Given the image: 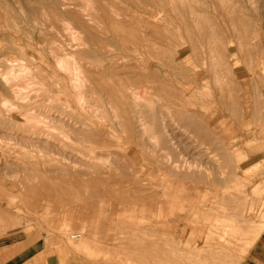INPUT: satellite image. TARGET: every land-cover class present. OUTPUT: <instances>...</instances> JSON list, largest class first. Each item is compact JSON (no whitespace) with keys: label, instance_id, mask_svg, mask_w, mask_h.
<instances>
[{"label":"rangeland","instance_id":"374dc122","mask_svg":"<svg viewBox=\"0 0 264 264\" xmlns=\"http://www.w3.org/2000/svg\"><path fill=\"white\" fill-rule=\"evenodd\" d=\"M71 56L83 66L79 84L58 65ZM249 70L264 90V0H0V254L59 256L87 227L93 248L68 251L93 264H237L243 244L255 243L242 264L264 236V91H246ZM143 164L205 182L215 205L204 239L162 230L152 189L127 182ZM235 199L254 205L240 215Z\"/></svg>","mask_w":264,"mask_h":264},{"label":"crops","instance_id":"0c3cea01","mask_svg":"<svg viewBox=\"0 0 264 264\" xmlns=\"http://www.w3.org/2000/svg\"><path fill=\"white\" fill-rule=\"evenodd\" d=\"M171 152L172 154L170 152H167L169 155V156L168 155L166 156L167 158L168 157L169 158L170 157L171 158L180 157V156H177V153H174L173 151ZM129 159L135 160L136 159L135 154L132 153ZM216 170H218V168ZM213 171L215 172V167H213ZM175 173L176 172H174L173 167L171 165L169 166L168 164H166L164 167L157 166V165L147 166L145 164H143L142 166L136 165V172L134 173L135 176L132 178L131 177L128 178L127 182L132 181L131 184L140 190L142 189L144 190L143 187L152 189L151 196L152 198L155 199L159 207V209L157 210L159 219H161L162 214H164V217L166 218L168 222L167 224L163 226L162 228L163 231L173 235L176 238H185L187 236L197 235V237L204 239L205 235L204 234L202 235L199 232V230L204 231L206 216H207V213L209 212L208 209L213 208L212 205L213 206L215 205L214 202L213 204L210 203L211 202L210 199L205 201L203 198V196H205V192H209L210 190L206 189L205 182L201 181L198 183H189L188 176H183V175L178 176V174H175ZM146 174H149V177L145 178L144 176ZM179 178H180V181H178ZM212 189L214 190V187H212ZM231 189L232 187L230 186L229 190ZM218 190L221 191V189L219 188ZM236 200L237 199L234 200V203H235V208H237L238 210V214H242V213L247 214V212L249 211V208L254 205V202H253L254 200L252 199L250 200L245 199L244 203L238 202ZM241 200L242 199H240V201ZM193 203L195 205H193ZM159 222H161V220H159ZM86 228L87 227H85L83 233L82 232L80 233L81 234L80 238L73 239L70 237L72 241H67L68 239L66 241L64 240L65 246H59L61 247L59 248L60 250L59 256L52 255V254L51 255L49 254V256H45V253H42V251H40L39 253L36 254V256L34 255L33 257L31 256L32 259H29L27 256L26 259H23L22 257L21 261L13 262V255H8V253L13 250H19V248L11 246V247H7L6 250H3L4 254H0V264H93L92 260L85 257L82 253L72 252L71 250L70 251L72 253H70V251H68L69 248H72V247L85 248V249L93 248V240L90 237L92 230L88 228L86 229ZM183 229L186 231H184ZM185 232L188 234H186ZM263 233L264 231L261 233V235ZM64 238H68V237H64ZM259 238L260 236L256 238L255 242ZM254 244L255 243L253 242L251 244H248V243L243 244L239 252V258L241 260H239L237 264H241V262L247 256L250 248ZM65 250L66 252H64ZM7 251L8 253L6 255ZM68 252L70 254H68ZM242 264H264V236H262L259 242H257V245L252 248L249 256L245 259V261Z\"/></svg>","mask_w":264,"mask_h":264},{"label":"bare ground","instance_id":"6f19581e","mask_svg":"<svg viewBox=\"0 0 264 264\" xmlns=\"http://www.w3.org/2000/svg\"><path fill=\"white\" fill-rule=\"evenodd\" d=\"M62 1H64V0H62ZM56 3H57V2H56ZM25 4H26V3H25ZM39 4H40V3H39ZM63 4H64V3H63ZM69 4H70V3H69ZM108 4H109V3H108ZM40 5H41V4H40ZM67 6H68V5H67ZM56 7H57V6H56ZM68 7H69V6H68ZM71 9H72V8H71ZM67 10H69V9L67 8ZM67 10H65V11H67ZM61 11H62V9H61ZM63 11H64V9H63ZM71 11H72V10H71ZM25 12H26V11H25ZM27 12H29V11H27ZM73 12H74V10H73ZM73 12H72V13H73ZM75 14H76V13H75ZM77 15H78V14H77ZM77 15H75V16L77 17ZM75 16H74V18H75ZM71 17H72V16H71ZM78 17H79V16H78ZM78 17H77V19H78ZM25 18H26V20H27L28 22H35V19L37 18V16H33V15H31V13H30V14L27 15V17H25ZM72 18H73V17H72ZM74 18H73V19H74ZM68 19H69V17H68ZM36 20H37V19H36ZM78 20L80 21V17H79ZM78 20H77V21H78ZM73 21H75V20H73ZM73 21H72V22H73ZM77 21H76V22H77ZM79 21H78V22H79ZM247 21H248V20H247ZM70 22H71V21H70ZM250 22H251V21H250ZM36 23H37V22H36ZM74 23H75V22H74ZM72 24H73V23H72ZM72 24H71V23H67V26L65 27V30L68 31V32H71L73 35H75L76 32H75V30H74ZM77 24H78V23H77ZM79 24H80V23H79ZM33 25H34V24H33ZM251 25H252V24H251ZM83 26H85L84 23H83ZM246 26H247V25H246ZM248 26H250V23H249ZM250 27H251V26H250ZM75 28H77V27H75ZM246 28H248V27H246ZM78 29H79V28H78ZM84 31H85V30H84ZM234 33H235V32H234ZM111 34H112V33H111ZM239 34H240V33H239ZM221 35H222V34H221ZM230 35H231V34H230ZM241 35H242V34H241ZM222 37H223V36H222ZM224 37H226V36H224ZM119 39H120V38H119ZM226 39L228 40V38H226ZM230 41H231V40H230ZM225 42H226V41H225ZM235 44H236V43H235ZM188 45H189V44H188ZM225 45H226V44H225ZM227 47H228V46H227ZM179 48H180V47H179ZM58 49H59V48H58ZM177 49H178V48H177ZM211 49H213V48H211ZM228 49H229V48H228ZM228 49H227V50H228ZM248 49H249V48H248ZM178 50H179V49H178ZM220 50L223 51V49H221V46H220ZM252 50H253V49H252ZM150 51H151V50H150ZM159 51H160V50H157V52H159ZM222 51H219V54H220ZM224 51H225V49H224ZM193 52H194V51H192V53H193ZM225 52H226V51H225ZM236 52H237V51H236ZM251 52H253V51H251ZM255 52H256V51H255ZM155 53H156V52H155ZM160 53H161V52H160ZM194 54H195V52H194ZM212 54H213V53H212ZM253 54H255V53L253 52ZM163 55H164V54H163ZM163 55H162V56H163ZM191 55H192V54H191ZM233 55H234V54H233ZM250 55H251V54H249V56H250ZM164 56H165V55H164ZM225 56H226V55H225ZM149 57H150V56H149ZM210 57H212V56H210ZM213 57H214V56H213ZM226 57H227V56H226ZM66 58H67V57H66ZM151 58H152V57H151ZM222 58H223V56H222ZM241 58H242V57H241ZM59 59H60V60L58 61V65H59V67H60L62 70H65V71H66V69L72 71V72L74 73V76H75V82H76L77 84L81 83V82H82L81 73H82V71H83V66H82V64H80L79 61H77V60H76L74 57H72V56L70 57V61H68V60H69L68 58H67V60H65V58H63V57H61V58H59ZM208 59H209V58H208ZM214 59H215V58H214ZM220 59H221V58H220ZM229 59H230V58H229ZM179 60H180V59H179ZM223 60H224V59H223ZM251 60H252V59H251ZM181 61H182V60H181ZM220 61H221V60H220ZM228 61H229V60H228ZM183 62H184V61H183ZM197 62H198V61H197ZM217 62H218V61H217ZM222 62H223V61H222ZM224 62H225V61H224ZM224 62H223V63H224ZM10 63H11V62H10ZM175 63H176V62H175ZM175 63H174V64H175ZM223 63H222V64H223ZM250 63H251V62H250ZM252 63H253V62H252ZM166 64H167V63H166ZM183 64H184V63H183ZM209 64H210V63H209ZM227 64H228V63H227ZM230 64H233V62L230 63ZM258 64H259V63H258ZM68 65L71 66V67H70L71 69L68 67ZM249 65H252V64H249ZM207 66H208V65H207ZM219 66H220V65H219ZM239 66H240L239 59H236V63L233 65L234 68H233V67H232V68L240 71ZM84 67H85V66H84ZM121 67H122V66H121ZM199 67H200V66H199ZM251 67H252V66H251ZM174 68H175V67H174ZM177 68H178V67H177ZM207 68H208V67H207ZM225 68H226V67H225ZM252 68H253V67H252ZM219 69H221V68H219ZM229 69H230V68H229ZM85 70H86V69H85ZM179 70H180V69H179ZM207 70H208V69H207ZM221 70H222V69H221ZM231 70H232V69H231ZM247 70H248V69H247ZM143 71H144V70H143ZM187 71H188V70H187ZM232 71H233V70H232ZM239 71H238V75L241 74V73H239ZM249 71H250V70H249ZM211 72H212V71H211ZM228 72H229V71H228ZM228 72H227V73H228ZM255 72H256V71H255ZM63 73H64V72H63ZM178 73H179V72H178ZM183 73H184V72H183ZM187 73H188V72H187ZM193 73H194V72H193ZM212 73H213V72H212ZM227 73H226V74H227ZM248 73H249V72H248ZM138 74H139V73H138ZM184 74H185V73H184ZM194 74H195V73H194ZM228 74H229V73H228ZM91 75H92V74H91ZM162 75H163V74H162ZM229 75H230V74H229ZM235 75H236V74H235ZM5 76H6V75H5ZM92 76H93V75H92ZM186 76H187V75H186ZM210 76H211V75H210ZM217 76H218V75H217ZM219 76H221V75H219ZM6 77H7V76H6ZM157 77H158V76H157ZM179 77H180V76H179ZM67 78H68V77H67ZM140 78H141V77H139V80H140ZM182 78H183V77H182ZM193 78H194V77H193ZM218 78H219V77H218ZM218 78H217V79H218ZM248 78H249V80H248ZM248 78L246 77L247 80L244 82V87L246 88V91H247V92H248V90H249L248 88H249L250 86L254 89V85L258 84V79H260V77H259V76H256V74H255L253 71H250V73L248 74ZM125 79H126V78H125ZM164 79H165V78H164ZM171 79H172V78H171ZM191 79H192V78H191ZM207 79H208V78H207ZM241 79H242V78H241ZM126 80H127V79H126ZM197 80H198V79H197ZM231 80H232V78H231ZM233 80H234V79H233ZM236 80H238V78H237ZM263 80H264V79H263ZM5 81H7V78H6ZM171 81H172V80H171ZM227 81H228V80H227ZM260 81H261V80H260ZM7 82H8V81H7ZM83 82H84V81H83ZM128 82H129V81H128ZM200 82H201V81H200ZM235 82H236V81H235ZM238 82H239V80H238ZM67 83H68V82H67ZM141 83H142V80H141ZM141 83H139V84H141ZM163 83H164V82H163ZM165 83H166V82H165ZM186 83H188V82H186ZM198 83H199V82H198ZM201 83H202V82H201ZM168 84H169V83H168ZM195 84H196V83H195ZM229 84H230V83H229ZM229 84H228V85H229ZM128 85H130V84H128ZM137 85H138V84H137ZM160 85H161V84H160ZM171 85H172V84H171ZM173 85H174V84H173ZM173 85H172V86H173ZM234 85H235V84H234ZM241 85H242V84H241ZM134 86H135V85H134ZM190 86H191V85H190ZM236 86H237V84H236ZM130 87H131V86H130ZM233 87H234V86H233ZM239 87H240V86H239ZM165 88H166V87H165ZM165 88H164V89H165ZM174 88H175V87H174ZM187 88H188V87H187ZM241 88H242V86H241ZM245 88H244V89H245ZM144 90H145V89H144ZM144 90H143V91H144ZM236 90L238 91V89H236ZM251 90H252V89H251ZM262 90H263V89H261V88H257V89L255 88V89H254L256 97H261V96L263 95V91H264V90H263V91H262ZM143 91H142V92H143ZM145 91H146V90H145ZM163 91H164V90H163ZM163 91H160V92L162 93V95H165V93L163 94ZM166 91H167V90H166ZM242 91H243V90H242ZM254 91H253V92H254ZM158 93H159V92H158ZM161 93H160V94H161ZM184 93H185V92H184ZM184 93H183V94H184ZM230 93H232V92H230ZM238 93H239V92H238ZM238 93H237V94H238ZM149 94H150V93H149ZM167 94H168V93H167ZM186 94H187V93H186ZM226 94H227V93H226ZM112 95H113V94H112ZM158 95H159V94H158ZM162 95H161V98H162ZM169 95H172V94H170V92H169ZM179 95H180V94H179ZM179 95H178V96H179ZM2 96H3V95H2ZM110 96H111V95H110ZM132 96H133V94H132ZM137 96H138V95H137ZM165 96H166V95H165ZM175 96H176V95L171 96V97L174 98ZM178 96H177V97H178ZM240 96H241V95H240ZM263 96H264V95H263ZM263 96H262V97H263ZM7 97H8V96H7ZM18 97H19V96H18ZM83 97H84V95H83ZM133 97H134V96H133ZM168 97L171 98L170 96H168ZM184 97H185V96H183V98H184ZM222 97H223V95H222ZM233 97H234V96H233ZM233 97H232V98H233ZM242 97H244L243 94H242ZM256 97H255V98H256ZM262 97H261L260 99H262ZM19 98H21V97H19ZM22 98H23V97H22ZM26 98H27V97H26ZM26 98H24V99H26ZM72 98H73V97H72ZM164 98H166V97H164ZM220 98H221V97H220ZM225 98H226V97H225ZM230 98H231V96H230ZM234 98H235V97H234ZM255 98H254V99H255ZM112 99H113V98H112ZM125 99H126V98H125ZM131 99H133V98L131 97ZM135 99H136V98H135ZM135 99H134V100H135ZM171 99H172V98H171ZM171 99H170L169 101H171ZM226 99H227V98H226ZM1 100L3 101V97H2ZM8 100H9V99H8ZM172 100H173V99H172ZM174 100H175V98H174ZM218 100H219V99H218ZM223 100H224V99H223ZM263 100H264V99H263ZM83 101L85 102V100H83ZM169 101H168V103H169ZM188 101H189V100H188ZM214 101H215V100H214ZM241 101H242V100H241ZM241 101H240V102H241ZM243 101H244V100H243ZM261 101H262V100H261ZM21 102H22V101H21ZM86 102H87V101H86ZM123 102H124V101H123ZM136 102H137V101H136ZM142 102H144V101H142ZM227 102H228V101H227ZM227 102H226V103H227ZM229 102H230V100H229ZM229 102H228V103H229ZM232 102H233V101H232ZM258 102H259L258 99H256V102H254L255 105H256V107H255V108L253 107V109H250V108H249V110H252V112H253L254 114H256V112H257V105H258ZM77 103H78V102H77ZM120 103H122V102H120ZM131 103H132V102H131ZM175 103H176V102H175ZM191 103H192V102H191ZM243 103H244V102H243ZM243 103H242V104H243ZM260 103H261V102H260ZM3 104H4V108H5L6 110H7V109L9 110L10 108H12L11 106H13V105L10 104V102H7L6 100L4 101ZM79 104H80V103H79ZM84 104H85V103H84ZM126 104H127V103H126ZM135 104H136V103H135ZM144 104H145V103H144ZM159 104H160V103H159ZM193 104H194V103H192V105H193ZM200 104H201V103H200ZM200 104H199V107H200ZM215 104H216V103H215ZM221 104H222V103H221ZM224 104H225V103H224ZM229 104H230V103H229ZM238 104H240V103H238ZM130 105H131V104H130ZM148 105H149V104H148ZM202 105H203V104H202ZM225 105H226V104H225ZM234 105H235V104H234ZM234 105H232V106H234ZM236 105H237V104H236ZM260 105H262V104H260ZM18 106H19V105H18ZM86 106H87V105H86ZM125 106H126V105H125ZM127 106H128V105H127ZM184 106H186V105H184ZM193 106H194V105H193ZM230 106H231V105H230ZM232 106H231V107H232ZM237 106H238V105H237ZM239 106H240V105H239ZM241 106H242V105H241ZM263 106H264V104H263ZM133 107H134V106H133ZM133 107H132V108H133ZM135 107H137V106H135ZM231 107H230V108H231ZM234 107H235V106H234ZM234 107H233V109H234ZM17 108H20V107H17ZM171 108H172V107H171ZM171 108H170V109H171ZM214 108H215V107H214ZM230 108H229V109L227 108V109L230 111ZM235 108H236V107H235ZM246 108L248 109V107H246ZM251 108H252V107H251ZM127 109H128V108H127ZM167 109L170 110L169 108L166 107V110H167ZM227 109H226V110H227ZM237 109H238V108H237ZM242 109H243V108H242ZM129 110H130V109H129ZM137 110H138V109H137ZM171 110H173V109H171ZM186 110H187V109H186ZM188 110H190V109H188ZM191 110H192V109H191ZM244 110H245V108H244ZM259 110H261V109H259ZM88 111H89V110H88ZM178 111H180V110H178ZM127 112H128V110H127ZM131 112H132V110H131ZM171 112H173V111H171ZM180 112H181V111H180ZM182 112H183V111H182ZM185 112H186V111H185ZM185 112H183V113H185ZM188 112H190V111H188ZM191 112H192V111H191ZM238 112H239V110H238ZM238 112H237V113H238ZM244 112H245V111H244ZM261 112H264V111H261ZM177 113H178V112H177ZM229 113H230V112H229ZM241 113H242V112H241ZM241 113H240V114H241ZM86 114H88V113H86ZM130 114H131V113H130ZM146 114H147V112H146ZM146 114H144V115H146ZM196 114H197V112H196ZM235 114H236V111H235ZM88 115H89V114H88ZM103 115H104V114H103ZM138 115H139V114H138ZM144 115H143V116H144ZM151 115H152V114H151ZM151 115H150V116H151ZM233 115H234V114H233ZM90 116H91V115H90ZM125 116H126V115H125ZM129 116H130V115H129ZM136 116H137V115H136ZM146 116H147V115H146ZM146 116H145V117H146ZM157 116H158V115H157ZM180 116H181V118H182V115H180ZM183 116H184V114H183ZM239 116H240V115H239ZM239 116H238V117H239ZM91 117H92V116H91ZM127 117H128V116H127ZM137 117H138V116H137ZM159 117H160V116H159ZM199 117H200V116H199ZM253 117H254V116H253ZM128 118H129V117H128ZM131 118H132V117H131ZM179 118H180V117H179ZM244 118H245V117H244ZM125 119H126V118H125ZM134 119H135V118H134ZM134 119H133V121H134ZM145 119H146V118H145ZM156 119H157V118H156ZM159 119H160V118H159ZM196 119H197V118H196ZM213 119H215V118H213ZM105 120H106V119H105ZM126 120H127V119H126ZM179 120H180V119H179ZM179 120H178V121H179ZM123 121H124V120H123ZM127 121H130V120L128 119ZM133 121H132V122H133ZM163 121H165V120L163 119ZM183 121H184V118H183ZM135 122H136V120H135ZM139 122H140V119H139ZM143 122H144V121H143ZM148 122H149V121H148ZM157 122H159V121H156V122H154V123L157 124V125H159V124L162 125V123H157ZM160 122H162L161 119H160ZM165 122L167 123V121H165ZM184 122H185V121H184ZM201 122H202V121H201ZM259 122H260V121H259ZM129 123L131 124V122H129ZM129 123H127V125H129ZM163 123H164V122H163ZM187 123H188V122H187ZM204 123H205V122H204ZM209 123H210V122H209ZM255 123H256V122H255ZM132 124H134V122H133ZM132 124H131V125H132ZM150 124H151V123H149V125H150ZM152 124H153V122H152ZM167 124H168V123H167ZM193 124H194V123H193ZM199 124H201V123H199ZM220 124H221V123H220ZM105 125H106V124H105ZM137 125H138V124H137ZM141 125H142V123L140 124V127H141ZM149 125H148V126H149ZM184 125H186V124H184ZM195 125H196V123H195ZM142 126H143V125H142ZM154 126H155V125H154ZM164 126H165V125H164ZM168 126L170 127V125H168ZM192 126H194V125H192ZM200 126H201V125H200ZM107 127H108V126H107ZM127 127H128V126H127ZM145 127H146V126H145ZM156 127H157V129H159V126H156ZM156 127H155V128H156ZM160 127H161V126H160ZM162 127H163V126H162ZM189 127H190V125H189ZM189 127H187V128H189ZM201 127H202V126H201ZM142 128H143V127H142ZM146 128H147V127H146ZM148 128L150 129V127H148ZM148 128H147V129L144 128V129H145L144 131H148ZM165 128H166V127H165ZM191 128H192V127H191ZM204 128H206V126H205ZM207 128H208V127H207ZM207 128H206V130H207ZM97 129H98V128H97ZM122 129H123V126H122ZM128 129H130V127H129ZM153 129H154V128H153ZM157 129H156V131H157ZM166 129H167V128H166ZM208 129H210V127H209ZM214 129H215V128H214ZM113 130H114V129H113ZM123 130H124V129H123ZM160 130H161V129H160ZM162 130H163V129H162ZM195 130H197V129H195ZM195 130H194V131H195ZM126 131H127V130H126ZM126 131H125V132H126ZM130 131H131V130H130ZM140 131H141V133H142L143 130H140ZM111 132H112V131H111ZM170 132H171V131H170ZM170 132H169V133H170ZM197 132H198V131H197ZM197 132H196V133H197ZM201 132H202V131H201ZM204 132H205V129H204ZM163 133H164V132H163ZM171 133H172V132H171ZM124 134H125V133H124ZM137 134L139 135L140 133H137ZM113 135H114V134H113ZM133 135H134V134H133ZM140 135H141V134H140ZM161 135H162V134H161ZM167 135H168V133H167ZM170 135H171V134H170ZM197 135H199V134H197ZM197 135H196V136H197ZM200 135H201V134H200ZM202 135H203V133H202ZM208 135H209V134H208ZM208 135H207V136H208ZM18 136H19V135H18ZM129 136H130V135H129ZM205 136H206V135H205ZM210 136H211V135H210ZM213 136H214V135H213ZM123 137H124V136H123ZM163 137H164V136H163ZM120 138H121V137H120ZM144 138H145V136H144ZM144 138H143V140H144ZM200 138H201V137H200ZM200 138H199V139H200ZM202 138H204V137H202ZM212 138H213V137H211V138L209 137V139H212ZM21 139H22V138H21ZM128 139H129V138H128ZM128 139H127V141H128ZM134 139H135V138H134ZM149 139H150V138H149ZM209 139H208V140H209ZM141 140H142V139H141ZM141 140H140V141H141ZM9 141H12V140H9ZM58 141L61 142V140H58ZM64 141H65V140H64ZM68 141H70V140L68 139ZM134 141H135V140H134ZM134 141H133V143H134ZM144 141H145V140H144ZM148 141H149V140H148ZM173 141H174V140H173ZM202 141H204V140H202ZM18 142H19V141H18ZM160 142H161V141H160ZM174 142H175V141H174ZM12 143H13V142H12ZM12 143L10 144V146L12 145ZM16 143H17V142H16ZM21 143H22V142H21ZM29 143H30V142H29ZM56 143H57V142H56ZM127 143H128V142H127ZM140 143H141V142H140ZM161 143H163V142H161ZM17 144H18V143H17ZM19 144H20V143H19ZM50 144H51V143H50ZM14 145H15V144H14ZM155 145H156V144H155ZM8 146H9V145H8ZM20 146H21V145H20ZM59 146H60V145H59ZM61 146H62V145H61ZM63 146H64V145H63ZM100 146H101V145H100ZM141 146H142V145H141ZM161 146H163V145H161ZM47 147H48V149L51 148V147H49V145H48ZM47 147H46V148H47ZM53 147H54V146H53ZM55 147H57V146H55ZM65 147H66V146H65ZM1 148H2V147H1ZM12 148H14V147L12 146ZM43 148H44V145H43ZM60 148H61V147H60ZM63 148H64V147H63ZM159 148H160V150L163 149V148L160 147V145H159ZM171 148H172V147L170 146V149H171ZM205 148H206V147H205ZM173 149H174V148H173ZM13 150H14V149H13ZM49 150H50V149H49ZM49 150H48V151H49ZM18 151H19V150H18ZM41 151H42V150H41ZM79 151H80V150H79ZM165 151H166V150H165ZM15 152H16V151H15ZM20 152H22V150H21ZM20 152H19V153H20ZM23 152H24V151H23ZM52 152H53V151H52ZM58 152H59V151H58ZM60 152H61V151H60ZM64 152H66V151H64ZM179 152H180V151H179ZM19 153H18V155H20ZM25 153H26V152H25ZM25 153H24V154H25ZM31 153H32V152H31ZM140 153H141V152H140ZM170 153L172 154L171 151H170ZM180 153H181V152H180ZM22 154H23V153H22ZM56 154H57V153H56ZM144 154H145V153H144ZM150 154H151V153H150ZM27 155H28V154H27ZM27 155H26V156H27ZM35 155H36V154H35ZM35 155H34V156H35ZM179 155H180V154H179ZM240 155H241V154H240ZM22 156H23V155H22ZM46 156H47V155H46ZM58 156H59V155H58ZM128 156H129V155H128ZM173 156H174V155H173ZM173 156H172V157H173ZM184 156H185V155H184ZM184 156H183V157H184ZM228 156H229V155H228ZM24 157H25V156H24ZM27 157H28V156H27ZM29 157H30V156H29ZM180 157H182V156H180ZM186 157L188 158V156H186ZM236 157H237L238 160H242V158H243V157L241 158V156H239V155H237ZM45 158H46V157H45ZM65 158H66V157H65ZM129 158H130V156H129ZM162 158H163V157H162ZM170 158H171V157H170ZM223 158H224V157H223ZM228 158H229V157H228ZM47 159H48V158H47ZM131 159H132V158H131ZM131 159H130V160H131ZM183 159H184V158H183ZM65 160H66V159H65ZM163 160H165V159L163 158ZM235 160H236V159H235ZM47 161H49V160H47ZM54 161H55V160H54ZM66 161H67V160H66ZM228 161H229V160H228ZM49 162H50V161H49ZM230 162H231V159H230ZM51 163H52V162H51ZM171 163H172V162H171ZM173 163H174V162H173ZM213 164H214V163H213ZM232 164H233V163H232ZM235 164H236V163H235ZM176 165H177V164H176ZM188 165H189V164H188ZM74 166H75V165H74ZM120 166H121V165H120ZM216 166H217V165H216ZM194 167H195V166H194ZM231 167H232V166H231ZM57 168H58V167H57ZM188 168H189V167H188ZM207 168H208V167H207ZM53 169H54V168H53ZM197 169H198V168H197ZM202 169H203V168H202ZM202 169H201V170H202ZM208 169H209V168H208ZM233 169H234V167H233ZM66 170H67V169H66ZM169 170H170V168H169ZM204 170H205V169H204ZM209 170H210V169H209ZM209 170H207V171H209ZM212 170H213V169H212ZM236 170H237V169H236ZM56 171H57V170H56ZM105 171H106V170H105ZM189 171H190V170H189ZM210 171H211V170H210ZM203 172H204V171H203ZM211 172H212V171H211ZM101 175H102V174H101ZM203 175H204V173H203ZM32 177H33V176H32ZM228 177H229V175H228ZM181 178H182V177H181ZM36 179H37V178H36ZM215 179H216V177H215L213 180H215ZM216 180H217V179H216ZM227 180H228V179H227ZM227 180H226V181H227ZM234 180H235V178H234ZM237 180H238V178H237ZM1 181H2V180H1ZM224 181H225V180H224ZM238 181H239V185H240V180H238ZM209 182H210V181H209ZM214 182H215V181H214ZM221 183H222V182H221ZM207 184H209L208 181H207ZM219 184H220V182H219ZM234 184H236L235 181H234ZM11 185H12V184H11ZM24 185H25V184H24ZM32 186H33V185H32ZM37 186H38V185H37ZM199 186H200V185H199ZM199 186H198V187H199ZM206 186H207V185H206ZM210 186H211V185H210ZM243 186H244V185H243ZM208 187H209V185H208ZM214 187H216V185H215ZM33 189H34V188H33ZM194 189H195V188H194ZM196 189H197V187H196ZM36 190H37V187H36ZM38 190H39V189H38ZM51 190H52V189H51ZM142 190H143V189H142ZM160 190H161V189H160ZM200 190H201V189H200ZM28 191H29V188H28ZM184 191H185V190H184ZM160 192H161V191H160ZM193 192H194V191H193ZM45 193H46V192H45ZM214 193H215V192H214ZM200 194H201V193H200ZM218 194H219V193H218ZM207 195H208V193H207ZM179 196H180V194H179ZM194 196H195V195H194ZM213 196H214V195H213ZM196 197H197V196H196ZM203 198H204L205 201L208 200V199H207V196H206V197L203 196ZM162 199H163V198H162ZM195 199H196V198H195ZM198 200H199V199H198ZM210 201H211V200H210ZM8 202H9V201H8ZM204 204H205V203H204ZM207 204H208V203H207ZM207 204H206V205H207ZM193 205H195V204L193 203ZM193 205H192V206H193ZM197 205H198V204H197ZM197 205H196V206H197ZM202 206H203V205H202ZM193 207H194V206H193ZM164 208H165V206H164ZM196 208H197V207H196ZM196 208H195V209H196ZM192 209H193V208H192ZM197 209H198V208H197ZM239 209H240V208H239ZM243 209H244V208H243ZM208 210H210V209H208ZM224 211H225V210H224ZM186 212H187V211H186ZM225 212H226V211H225ZM245 212H246V211H245ZM229 213H230V212H229ZM235 213H236V212H235ZM235 213H234V214H235ZM186 214H187V213H186ZM232 214H233V212H232ZM176 215H177V214H176ZM183 215H184V214H183ZM237 215H238V214H237ZM240 215H241V214H240ZM240 215H238V216H240ZM160 216H161V215H160ZM161 218H162V217H161ZM189 218H190V217H189ZM235 219H236V218H235ZM188 220H189V219H188ZM225 222H226V221H225ZM176 223H177V222H176ZM228 224H229V223H228ZM228 224H227V227L230 228V227L228 226ZM223 225H225V224H223ZM236 225H237V224H236ZM225 226H226V225H225ZM171 227H172V226H171ZM220 228H221V227H220ZM234 229H236V228H234ZM183 230H184V229H183ZM188 230H189V228H188ZM170 231H171V230H170ZM184 231H186V230H184ZM184 231H183V232H184ZM233 231H234V230H233ZM181 232H182V231H181ZM185 233H186V232H185ZM225 233H226V232H225ZM230 233H231V232H230ZM186 234H188V233H186ZM70 237L73 238V239H78V238L81 237V234H80V233L72 234ZM204 243H205V242H204ZM209 244H210V243H209ZM216 255H217V253H216ZM213 258H214V257H213ZM222 261H223V260H222ZM200 262H201V261H200ZM202 263H203V262H202Z\"/></svg>","mask_w":264,"mask_h":264}]
</instances>
